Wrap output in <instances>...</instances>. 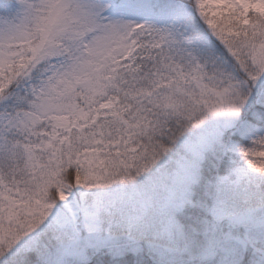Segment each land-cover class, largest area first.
<instances>
[{
    "label": "snow or ice",
    "instance_id": "6c2138e0",
    "mask_svg": "<svg viewBox=\"0 0 264 264\" xmlns=\"http://www.w3.org/2000/svg\"><path fill=\"white\" fill-rule=\"evenodd\" d=\"M0 264H264V0H0Z\"/></svg>",
    "mask_w": 264,
    "mask_h": 264
}]
</instances>
